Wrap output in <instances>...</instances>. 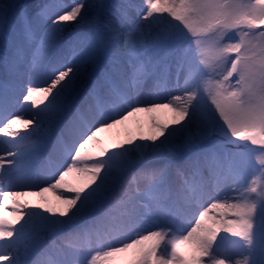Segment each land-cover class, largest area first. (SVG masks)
<instances>
[{
  "label": "snow or ice",
  "instance_id": "obj_1",
  "mask_svg": "<svg viewBox=\"0 0 264 264\" xmlns=\"http://www.w3.org/2000/svg\"><path fill=\"white\" fill-rule=\"evenodd\" d=\"M57 7L44 0H0V24L7 30L5 72L10 77L39 72L51 79L46 87L28 86L23 99L36 105L35 97L40 95V102L46 103L37 130L43 121L49 131L58 130L50 148L33 145L7 153L14 157L7 170L0 156V179L9 172L30 170L41 159L47 178L55 179L69 157L71 163L60 172L52 189L61 186L73 170L83 173L84 179L69 187L71 195L61 198L63 207L44 209L52 216L17 209L13 221L0 215V264H105L130 249L135 250L130 264H203L205 257L211 264H224V260L213 258L218 239H224L218 237L220 230L241 238L249 256L257 253L251 260L246 256L244 264H264V158L251 173L258 174V186L255 179L247 183L245 175L249 157L257 151L264 153V0H146V11L139 20L131 18L133 6L124 0L107 6L110 19L102 33L88 17V5L77 3L64 14L54 13ZM96 7L102 10L106 6ZM164 13L179 24L166 20ZM149 18L151 23L145 25ZM113 19L118 27L113 26ZM70 21L89 23V33L68 39L66 22ZM40 22L46 27L37 41L33 25ZM181 24L193 36L209 34L210 39L189 40ZM151 25H157L158 30L146 32ZM230 30L240 35L239 42L224 43ZM133 34L135 41L130 39ZM25 42L35 45L30 63L26 62ZM121 48L127 66L118 62L116 52ZM62 60L67 63L59 70ZM221 64L224 73L216 71ZM173 68L178 78L183 77L180 90L184 96L172 97L181 101L170 122L178 127L155 124L156 134L140 138L151 143H136L132 137L112 148L100 147L96 155L85 151L90 142L99 145L97 133L141 110L134 107L120 116L125 105L146 104L147 111L169 107L171 102L161 105L141 97L146 81H153L158 88ZM12 87L9 80L0 82V104L8 102ZM15 123L9 120L0 133L16 135L10 131ZM28 123L31 121H25V126ZM153 161L163 162V167L153 166ZM221 161L238 185V195L236 203H213L211 208L227 209L235 219L222 229L203 227L205 210L194 225L181 226L184 205L204 193L195 179L173 189L168 181L170 170L176 165L177 174L188 171L195 178L202 167L212 169ZM130 174L147 181L143 194L127 189ZM26 194L4 192L0 211L9 198ZM144 195L150 203L143 202ZM170 218L176 223H169ZM63 230H74L98 246L82 249V259L75 261L21 259V251L24 257L39 252L44 233Z\"/></svg>",
  "mask_w": 264,
  "mask_h": 264
},
{
  "label": "bare ground",
  "instance_id": "obj_2",
  "mask_svg": "<svg viewBox=\"0 0 264 264\" xmlns=\"http://www.w3.org/2000/svg\"><path fill=\"white\" fill-rule=\"evenodd\" d=\"M51 2L58 7L54 9V13L64 14L66 11H70L72 7H75L77 3H84L89 7L85 9L88 17L91 21L95 22L96 29L101 33L104 31L103 25L110 19L108 12V5L113 3H122L124 0H116L108 3V0H44V2ZM31 3L33 0H27ZM54 2V3H53ZM127 3L131 4L133 7L130 9V16L134 20H139L146 11V0H127ZM97 5H105L104 9L96 7ZM164 18L168 21L173 22V18L167 13L163 14ZM53 19H55V14H53ZM79 19V17H78ZM151 23V18L144 21L145 25ZM114 27L116 25L115 20H112ZM67 31L65 35L68 39H76L79 35L83 37L90 31L89 23H80L76 21L66 22ZM46 24L43 22L35 23L33 25V31L37 37V41L40 35H42ZM162 27V26H161ZM146 32L149 30H158L157 25H151V28H145ZM6 28L4 25L0 24V82L9 80L12 82L13 87L9 91V100L6 104H0V127H3L9 120H16L14 125L10 126V131L16 133V135H4L0 133V141L5 143H0V148L4 151H0V156L4 157V169H9V160L14 159L13 156L7 155V153H16L23 149H28L33 145H47L49 148L52 141L58 135V130L54 129L49 131V125L47 121L41 123V127L37 130V122L41 120L43 113L41 109L44 107V103L40 102V95H37L35 99L37 104L33 105L31 100L25 101L23 99L24 95L27 94V87L33 86L37 88H42L50 84L51 79L46 78L39 72L29 74L24 73L18 77H10L6 74L4 68V56L6 51V41L5 34ZM190 34V33H185ZM135 41L136 36L130 38ZM207 38L203 37L202 40L206 41ZM67 43V41H65ZM35 45H29L27 42L24 43L26 49V62L31 61V49ZM116 56L119 64L127 66V60L124 56V49L121 48L116 52ZM67 63V60H62L59 70H64L62 64ZM29 80L31 84L29 85ZM170 82V81H169ZM169 82L160 81L159 87L154 85L153 81H146L143 90V95L141 99L152 101L156 104H169V107H156L151 111L144 110L148 105L146 104H132L131 106L125 105L123 109L120 110V116L127 115L128 112L132 111V108L139 107L140 111L132 112L128 115L126 120L121 123L114 125L111 128H105L104 131L97 133V140H99V145L94 142H90L85 151L96 155L100 147L112 148L113 145H120L127 141L129 138L135 137L136 143H151V141L143 140L141 137H147L156 134L157 129L155 124L167 125L169 128L178 127L173 126L170 122L173 119L175 112L174 108L179 106L181 101H175L172 99L174 96L183 97L184 93L180 89L183 86H176ZM0 96H3V90L0 89ZM39 113V115H38ZM117 118H120L119 116ZM25 121H31L25 126ZM23 138V139H22ZM159 139H163L160 137ZM158 142V141H157ZM88 161L87 163H91ZM71 163L70 157L67 163H64L59 171L56 172L55 179L59 178L60 172L66 171L68 164ZM43 159L36 161L34 167L30 170H16L9 172L3 179H0V204L5 203L3 193H27L23 196H14L6 201L7 207L0 211L6 220L13 221L17 217L18 211H36L44 215L52 216L53 214L45 212V208L51 207L53 209L63 207L61 203V198H66L71 195L68 191L69 187L77 186L83 179L84 174L78 171H71L68 175L64 177L61 186H58L55 190L52 189L51 185L55 184V179H48V172L43 167ZM153 166L163 167V162H152ZM183 168V165H179ZM177 166L174 165L170 170L168 181L170 186L175 189L181 185H184L186 181H192L195 179L202 184L203 195L197 196L192 200L190 204L184 205V210L181 214L180 220L183 222V227L187 228L195 224V219L199 217L200 212L207 210V216L202 221L203 227H212L213 229H222V221L231 217V213L227 209L217 207L211 208L213 203L218 205L221 204H232L234 203L231 199V194H229L222 185H231V182L222 178L215 172L209 176H199L193 177L190 172L184 171L182 174H177ZM126 187L129 191L136 194H143L147 185V181L140 177H132L131 174L126 178ZM43 189H48L44 191ZM143 202L150 203L147 195H144ZM44 207H41V206ZM17 206H20L17 208ZM55 215H58L56 213ZM174 222V218H170V222ZM22 222V221H21ZM19 225H17L18 227ZM224 231H218V237L224 235ZM132 238H135V234H132ZM98 245L96 242L89 241L88 239L78 235L74 230H63L57 232H46L42 236L41 247L39 252L32 254L28 257H24L23 252L19 253L21 259L28 260H55L64 259L68 261H75L82 259L81 250L86 247L95 248ZM119 246V245H117ZM220 247V239L216 244V251L213 258L216 260H221L217 257ZM13 255L17 253L13 252ZM135 250L130 249L127 253L117 254L110 262H105V264H130L134 258ZM90 259V257H89ZM224 264H233L234 261L231 258H224ZM203 264H211L209 257L204 258Z\"/></svg>",
  "mask_w": 264,
  "mask_h": 264
},
{
  "label": "rangeland",
  "instance_id": "obj_3",
  "mask_svg": "<svg viewBox=\"0 0 264 264\" xmlns=\"http://www.w3.org/2000/svg\"><path fill=\"white\" fill-rule=\"evenodd\" d=\"M112 1H116V0H108V3H111ZM175 24H179L178 21H175L173 19V22ZM181 29H183V31L186 33H189L187 31V29L183 28V25H180ZM245 31H247V29H244ZM261 29H256V31H260ZM189 40H196V39H201L203 37L207 38V40L210 39V35L209 34H201L199 37L193 36L191 33L190 34H186ZM240 35L237 34V32L235 30H230L228 32V34L225 36L224 38V43H236L239 42L240 40ZM193 49L196 48L195 43H193L192 45ZM233 58H234V53L230 54ZM199 59V55L197 54V60ZM228 67H230V65H227ZM216 71L220 72V73H224L225 72V65L221 64L218 65L216 67ZM172 74L171 76L166 79V80H161L162 82H169L173 85L176 86H183V77H177L175 75V69L173 68L171 70ZM219 78V77H217ZM184 93V92H183ZM210 103V101H209ZM222 123V121H221ZM238 143H248L249 147L252 148H259L258 145L253 146L250 144V142H238ZM229 148H231L232 150H236L234 148L233 145H228ZM197 151L199 150L198 148L196 149ZM264 158V153H261L260 151L255 152L252 156L249 157V163L246 165V171H245V175L247 176V183H251L254 179L257 180V185H259V178H258V174H256L255 176L252 175V169L253 167L258 168L259 164L257 163V161L259 159ZM219 173V176H221L222 178L228 180L229 182H231V185H222V188L225 189L229 194H231V199L233 200L234 203H236L235 197L238 195V193L235 191V189L238 187V185L236 183L233 182L231 176L228 174L227 171V164L223 161H221L218 165H215L212 169L208 168V167H202L200 170V174L199 176H209L212 173ZM197 176V177H199ZM240 191H243V189H240ZM235 219V217L233 215H231V217H229L228 219L222 221V226L224 224H226L229 220ZM169 223H176V221H172L170 222V219L168 221ZM179 224L181 226H183V222L181 220H179ZM220 237H224V239H220V247H219V252L217 257L221 260H223V257L225 258H231L234 263L233 264H244V260L245 257L248 256L249 260L253 259L256 257L257 253H253L251 256H249V250L248 248L245 246V242L239 238V237H233L231 234L229 233H224L223 236Z\"/></svg>",
  "mask_w": 264,
  "mask_h": 264
}]
</instances>
